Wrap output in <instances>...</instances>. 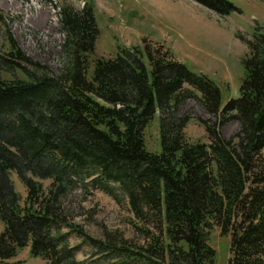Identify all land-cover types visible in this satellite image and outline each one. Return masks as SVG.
<instances>
[{"label": "trees", "instance_id": "16d2710c", "mask_svg": "<svg viewBox=\"0 0 264 264\" xmlns=\"http://www.w3.org/2000/svg\"><path fill=\"white\" fill-rule=\"evenodd\" d=\"M193 1L222 17L238 10L229 0ZM61 25L58 73L23 52L10 31V50L0 54V264H24L11 259L29 242L46 264H87L59 233L69 225L62 196L78 186L123 194L135 217L158 229L137 226L148 244L135 251L74 228L121 257L118 264H216L214 226L230 236L229 264H264V33L245 41L240 93L224 103L211 77L150 44L91 61L99 37L92 7L64 9ZM188 99L219 117L197 118L210 142L188 139L191 116L179 114ZM158 112L162 152L154 153L144 132ZM232 119L241 129L227 139L220 127ZM12 172L31 205L20 204Z\"/></svg>", "mask_w": 264, "mask_h": 264}, {"label": "rangeland", "instance_id": "374dc122", "mask_svg": "<svg viewBox=\"0 0 264 264\" xmlns=\"http://www.w3.org/2000/svg\"><path fill=\"white\" fill-rule=\"evenodd\" d=\"M229 1L238 10L222 17L193 0H0V54L5 55L10 50V31L23 52L58 73L64 65L62 45L66 35L61 25L64 9L81 12L92 7L99 37L91 61L113 58L122 48H143L150 44L169 52L191 70L211 77L220 86L225 103L240 93L245 76L243 61L250 54L245 41L253 40L256 32L264 33V0ZM1 17L5 18V23ZM16 73L18 77H25L21 71ZM4 76L13 77L8 73ZM179 114L191 116L185 129L191 142H210L205 127L197 118L214 123L219 120L217 115L208 113L195 99L181 104ZM160 116L158 112L144 132L146 148L154 153L162 152ZM240 129L241 124L236 119L220 127L227 139L234 137ZM262 153L264 156V149ZM11 178L20 195V204L24 207L31 205L27 200L26 185L15 172L11 173ZM41 182L48 193L51 180ZM89 190L78 186L62 196L69 225L59 233L66 234L67 242L78 247L76 258L87 264H118L122 260L114 252L103 251L86 242L74 228H80L106 244L142 251L148 239L137 226H147L152 232H158V229L152 223L138 220L123 194L119 193L120 198L116 200L100 189ZM3 229L4 223L0 221V232ZM209 242L216 250L215 263L229 264L230 236L214 226ZM11 260L46 264L43 258L33 256L30 242Z\"/></svg>", "mask_w": 264, "mask_h": 264}]
</instances>
